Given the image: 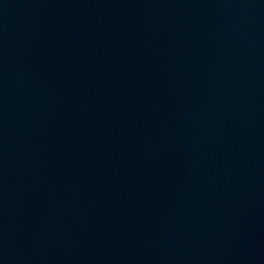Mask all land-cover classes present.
Wrapping results in <instances>:
<instances>
[{"label":"water","instance_id":"95a60500","mask_svg":"<svg viewBox=\"0 0 264 264\" xmlns=\"http://www.w3.org/2000/svg\"><path fill=\"white\" fill-rule=\"evenodd\" d=\"M0 264H264V0H0Z\"/></svg>","mask_w":264,"mask_h":264}]
</instances>
